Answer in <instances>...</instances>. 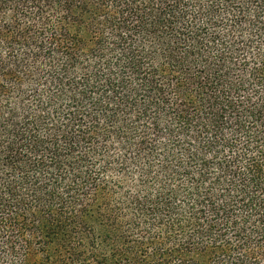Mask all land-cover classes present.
Here are the masks:
<instances>
[{
	"label": "trees",
	"instance_id": "obj_1",
	"mask_svg": "<svg viewBox=\"0 0 264 264\" xmlns=\"http://www.w3.org/2000/svg\"><path fill=\"white\" fill-rule=\"evenodd\" d=\"M0 264H264V0H0Z\"/></svg>",
	"mask_w": 264,
	"mask_h": 264
}]
</instances>
